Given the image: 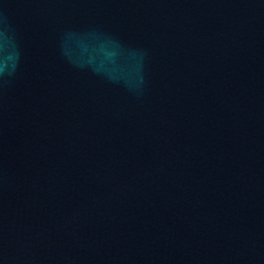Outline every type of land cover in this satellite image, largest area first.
<instances>
[{"label":"water","instance_id":"water-1","mask_svg":"<svg viewBox=\"0 0 264 264\" xmlns=\"http://www.w3.org/2000/svg\"><path fill=\"white\" fill-rule=\"evenodd\" d=\"M0 264H264V0H0Z\"/></svg>","mask_w":264,"mask_h":264}]
</instances>
